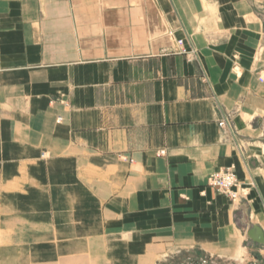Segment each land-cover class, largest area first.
Returning <instances> with one entry per match:
<instances>
[{"label": "crops", "instance_id": "1", "mask_svg": "<svg viewBox=\"0 0 264 264\" xmlns=\"http://www.w3.org/2000/svg\"><path fill=\"white\" fill-rule=\"evenodd\" d=\"M261 112L264 0H0V264L247 262Z\"/></svg>", "mask_w": 264, "mask_h": 264}, {"label": "rangeland", "instance_id": "2", "mask_svg": "<svg viewBox=\"0 0 264 264\" xmlns=\"http://www.w3.org/2000/svg\"><path fill=\"white\" fill-rule=\"evenodd\" d=\"M236 73L239 71H235ZM260 128L257 133L253 134L252 130L255 128ZM245 136H241V139H243V142H241V149L242 153L243 150H246L249 146L252 145V142L258 141V144H260V147H263L264 143V112L260 113V116L258 119L254 120L252 122L251 126H248L247 129L244 131ZM227 168H233V170L236 172L235 166H230ZM225 169V168H224ZM220 169V170H224ZM218 170V171H220ZM250 186H243L239 187V190L242 194L241 199L237 201H233L232 208H236L235 210L239 211V204L242 202H245L244 198L249 193ZM237 220H240V216H237ZM263 224V223H262ZM264 225V224H263ZM247 238V236H246ZM249 242V238H247L246 243ZM256 244V243H255ZM247 245V244H246ZM258 245V244H257ZM260 246V245H259ZM261 248V249H260ZM257 248L256 246H251L250 252L248 255V261L247 262H241L236 261L234 259L229 258H222L217 255H210L205 254L201 250L198 251V254L193 255H183L181 253V250H175V254H170L166 257V260H164L165 264H264V247ZM262 250V251H261Z\"/></svg>", "mask_w": 264, "mask_h": 264}, {"label": "built area", "instance_id": "3", "mask_svg": "<svg viewBox=\"0 0 264 264\" xmlns=\"http://www.w3.org/2000/svg\"><path fill=\"white\" fill-rule=\"evenodd\" d=\"M176 42L178 45V47L176 48L177 51L187 52L184 48H182V44L184 43L183 39L176 40ZM192 53L195 55L196 51L193 50ZM262 79L263 78H261V80ZM231 119V114H227L224 120L220 122V125L230 126ZM160 153L163 154L164 151L161 150ZM208 183L218 192L227 194L233 201L241 199L242 194L239 190V180L233 168H225L224 170L212 173L208 178Z\"/></svg>", "mask_w": 264, "mask_h": 264}, {"label": "water", "instance_id": "4", "mask_svg": "<svg viewBox=\"0 0 264 264\" xmlns=\"http://www.w3.org/2000/svg\"><path fill=\"white\" fill-rule=\"evenodd\" d=\"M242 207L245 206L243 205ZM247 236L256 244L264 246V229L260 225L253 224V226L247 231Z\"/></svg>", "mask_w": 264, "mask_h": 264}, {"label": "bare ground", "instance_id": "5", "mask_svg": "<svg viewBox=\"0 0 264 264\" xmlns=\"http://www.w3.org/2000/svg\"><path fill=\"white\" fill-rule=\"evenodd\" d=\"M263 228V227H262ZM247 235V234H246ZM248 237V236H247ZM249 238V237H248ZM240 254H244L245 253V250H244V248H242L241 250H240V252H239ZM238 253V254H239ZM242 256V255H241Z\"/></svg>", "mask_w": 264, "mask_h": 264}]
</instances>
